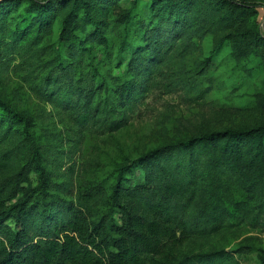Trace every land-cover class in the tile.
<instances>
[{
	"label": "trees",
	"instance_id": "1",
	"mask_svg": "<svg viewBox=\"0 0 264 264\" xmlns=\"http://www.w3.org/2000/svg\"><path fill=\"white\" fill-rule=\"evenodd\" d=\"M29 1L25 14L0 20V58L14 60L32 90L67 109L75 125L117 131L150 91L209 92L212 58L186 63L207 22L205 11L198 21L178 18L188 0H152L151 9L163 12L137 16L144 41L127 39L120 74L93 62L94 44H105L107 35L89 0ZM59 3L68 9L56 39ZM134 19L127 15L125 28ZM53 154L30 118L0 96V264H240L253 247H216L212 238L239 226L264 229V122L160 144L108 178L79 175L74 198L62 195L73 182L57 181L46 168H61L66 155ZM33 171L41 175L36 185Z\"/></svg>",
	"mask_w": 264,
	"mask_h": 264
},
{
	"label": "rangeland",
	"instance_id": "2",
	"mask_svg": "<svg viewBox=\"0 0 264 264\" xmlns=\"http://www.w3.org/2000/svg\"><path fill=\"white\" fill-rule=\"evenodd\" d=\"M89 2L90 11L102 19L107 35L105 44L101 41L94 44L93 62L103 71L120 74L127 61L121 66L119 63L130 55L127 39L131 45L144 41V28L137 16L163 10H152V0ZM232 2L188 0L178 15L179 19L189 22L198 21L203 11L207 15L206 32L198 39L199 48L189 52L186 59V63L194 65L206 57L212 58L214 66L209 75L210 84L205 82L209 85L205 97L150 91L132 112L130 122L117 131L100 134L75 125L67 109L52 105L32 90L23 72L15 68L14 60L7 56L0 58V96L30 118L36 136L54 154L66 155L61 168L55 169L52 163L46 167L56 175L57 181L66 178L73 182V191L64 192L63 196L74 198L79 175L93 181L108 178L114 175L118 165L160 144L204 131L250 127L264 122V0ZM29 4V0H23L20 6L10 0H0V20L25 14ZM67 9L64 3L54 9L57 20L52 33L56 39L62 32L61 17ZM129 14L135 17V22L131 28H125ZM36 21L34 18L33 25ZM91 27L92 24L88 26ZM76 31L82 33L80 28ZM238 33L246 36L243 42L234 39ZM0 48L6 50V46L0 45ZM136 172L141 177L143 167H138ZM40 180V172L33 171L32 184ZM212 244L231 249L250 245L253 252L241 254L240 264H264V229L260 227L245 225L223 231L212 238Z\"/></svg>",
	"mask_w": 264,
	"mask_h": 264
}]
</instances>
